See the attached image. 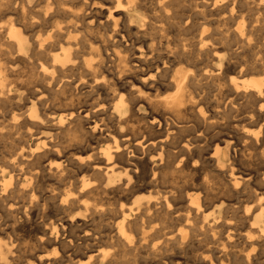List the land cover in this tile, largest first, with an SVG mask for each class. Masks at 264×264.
Wrapping results in <instances>:
<instances>
[{
  "label": "bare ground",
  "instance_id": "obj_1",
  "mask_svg": "<svg viewBox=\"0 0 264 264\" xmlns=\"http://www.w3.org/2000/svg\"><path fill=\"white\" fill-rule=\"evenodd\" d=\"M2 140L0 264H264V0H0Z\"/></svg>",
  "mask_w": 264,
  "mask_h": 264
},
{
  "label": "rangeland",
  "instance_id": "obj_2",
  "mask_svg": "<svg viewBox=\"0 0 264 264\" xmlns=\"http://www.w3.org/2000/svg\"><path fill=\"white\" fill-rule=\"evenodd\" d=\"M177 6V7H176ZM175 7H174V5H173V7H172V11H170V13H172L174 10V12H178V13H181L182 12V14H185V15H187V11L188 10H186L185 8L188 6V4H184V7L183 6H181V4L180 5H176ZM183 8V9H182ZM187 9H188V7H187ZM181 10V11H180ZM186 10V11H185ZM180 11V12H179ZM89 12V11H88ZM93 13H95V10L92 12V14ZM98 13V12H97ZM181 14V15H182ZM189 14V13H188ZM90 14H88V16H89ZM99 15V16H98ZM98 15L96 16V19H100L101 21H105L106 20V13H105V11L104 12H102V13H98ZM101 15V16H100ZM90 17V16H89ZM105 17V18H104ZM132 26H133V29H132V27H131V31H133V32H131L132 34H131V37H132V39H135L136 40V38H139L140 40H138V41H136L135 43L137 44H139L140 43V41L141 42H143V40H146L147 41V43H148V39H144L143 37H142V35L140 36V33L139 34H136V32H137V30L135 29V27L136 26H138L139 24H138V20L136 19V21H135V23H132L131 24ZM121 26H122V24H121ZM171 30V31H170ZM176 30L174 29V28H168V30H167V34H168V36L170 37V38H174L175 37V35L177 34V31L175 32ZM171 33H172V35H171ZM174 35V36H173ZM134 36V37H133ZM120 37L119 36H117L116 38H115V40L119 43H117V45L118 46H120L121 48H125L124 46H125V44H124V42H122L121 41V39H119ZM176 38V37H175ZM125 40L127 41V45H129V43H130V41L129 40H127V37L125 38ZM147 43H145L144 45H146L147 46ZM121 44H124V46H122ZM146 46H145V48L143 49V54H145V53H147V50H146ZM130 51V52H129ZM134 52V53H133ZM163 53H164V51H162ZM138 52H136V51H134V49H132V51H131V47H128V51H127V55L130 57V60L131 61H133L134 62V64H139V63H137L138 62V60H137V58H138V56H139V54H137ZM132 57V58H131ZM204 90H205V92H204ZM207 91V92H206ZM201 92H202V94H201ZM201 95H203V93L204 94H209L210 95V99H212L211 98V93H210V91L208 92V89L207 88H204V89H202V90H200V92H199ZM214 93H212V95H213ZM208 95V96H209ZM19 103H20V99H16ZM139 115H142L143 116V118H144V120H146V119H149L150 117V114H149V109L148 108H146V107H141L140 108V111H139ZM142 116H140V117H142ZM89 123L91 122V121H88ZM88 122H86V121H84V122H82V125L84 126V131L86 132L87 131V133H86V137L89 139L90 138V132H88V128H89V124H88ZM44 125V127L42 128V129H39L38 131H35L34 133H35V138L36 137H47L48 139H52L51 138V134H53L54 133V129L52 128V125L50 124V123H44L43 124ZM86 126V127H85ZM49 127H50V129H49ZM45 128V129H44ZM154 130H156L157 131V127L154 129ZM25 138V140L26 141H31V139L29 138V137H27V136H25L24 137ZM4 142H7V139H4ZM4 142H3V140L2 141H0V149H2L3 147H2V144H3V146H4ZM227 144H229V143H227ZM81 145V144H80ZM86 144H85V142L84 143H82V145L81 146H79L80 148L81 147H84ZM225 148H228V147H226V143L223 145ZM229 153H233V148H232V144H230V147H229ZM209 152H211V150L209 149V150H207L204 154L205 155H207ZM243 168H245V169H247L246 168V166H244ZM207 171V175L209 176V177H212L211 178V184H215V183H217V182H219V180L221 179V178H213V177H215L214 176V173H213V167H207V169H206ZM212 173V174H211ZM211 175V176H210ZM172 177L170 178V177H167L165 180H163V184L161 185V186H164V187H168V186H170V184L171 183H169L168 181H171L172 182ZM217 179V180H216ZM212 180H213V182H212ZM216 180V181H215ZM167 182V183H166ZM166 183V185H164ZM167 184H168V186H167ZM48 192L47 191H42V194L44 195V197H46L48 194H47ZM135 198H150L151 200H155L156 198H157V195H155L154 193H150V194H148L147 192H142V193H138L137 195H135L132 199H130V201H128V204H130L131 203V201L133 200V199H135ZM112 201V200H111ZM110 201V204H112V206L114 207H118L119 205L118 204H120V202H118V201H116L115 199L111 202ZM116 201V202H115ZM48 202V203H47ZM124 203H125V201H123ZM46 206H48L47 207V209L46 210H48V209H50L51 208V203H50V200H46ZM117 203V204H116ZM115 204V205H114ZM127 204V203H126ZM46 208V207H45ZM40 210H41V208H40ZM31 216V215H30ZM17 217L18 218H16V219H19V217H21L20 219L21 220H23V218H22V214H18L17 215ZM9 218H4L3 220H1V225H2V227H1V229H3V230H6V231H9V230H7V229H9L10 228V225H11V223H12V221L9 219ZM19 219V220H20ZM5 220H7V222L5 221ZM77 220V219H76ZM11 221V222H10ZM18 222V221H17ZM5 223H7V224H5ZM80 224V223H79ZM91 225H92V223H91ZM8 226V227H7ZM87 229H92V227L90 226V225H88L87 227H86ZM73 230H74V232L78 235L80 232L79 231H83V227L81 228V227H77V226H74L73 227ZM77 230V231H76ZM81 231V236L83 235V232ZM21 234L20 233H18V236H20ZM89 245H91L90 243H88ZM82 247H83V245H82ZM82 247H81V250H80V252L81 251H84L83 249H82ZM84 248V247H83ZM190 251H191V253H193V254H190ZM176 256H177V258H175L176 256H173V258L174 259H172V257H170L169 259H168V264H170V263H175V262H180V263H182V264H194L193 263V260L191 259V256H193V255H195L194 253L195 252H193L192 251V249L190 248V247H188L184 252H177V250H176ZM181 253V254H180ZM183 253V254H182ZM185 253V254H184ZM179 254V255H178ZM181 255V256H180ZM184 255H185V259L183 258L184 257ZM187 258H188V260H187ZM172 259V260H171ZM182 259V260H181ZM170 260V261H169ZM173 260H176V261H173ZM186 260V261H185ZM132 260H130V263L129 262H122L123 264H133V262H131ZM139 261V262H138ZM173 261V262H172ZM192 261V262H191ZM141 262V260H137L136 261V263H140ZM188 262V263H187ZM121 263V264H122Z\"/></svg>",
  "mask_w": 264,
  "mask_h": 264
}]
</instances>
